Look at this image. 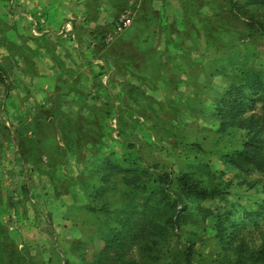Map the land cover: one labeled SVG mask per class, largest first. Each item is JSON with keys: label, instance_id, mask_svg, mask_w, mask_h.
<instances>
[{"label": "rangeland", "instance_id": "1", "mask_svg": "<svg viewBox=\"0 0 264 264\" xmlns=\"http://www.w3.org/2000/svg\"><path fill=\"white\" fill-rule=\"evenodd\" d=\"M43 2L60 5L0 0V264H90L124 210L151 189L173 196L182 172L224 190L187 199L196 212L238 218L264 198L258 172L224 157L252 132L222 126L213 108L242 88L255 100L245 115L261 121L258 93L244 86L256 73L264 82V0H84L87 11L68 2L66 26L62 10L49 26L52 72L28 79L14 69L24 72L32 36H42ZM60 51L66 59L54 58ZM197 214L181 235L205 262L233 260L237 241ZM247 238L256 243V231Z\"/></svg>", "mask_w": 264, "mask_h": 264}, {"label": "trees", "instance_id": "2", "mask_svg": "<svg viewBox=\"0 0 264 264\" xmlns=\"http://www.w3.org/2000/svg\"><path fill=\"white\" fill-rule=\"evenodd\" d=\"M3 81L0 67V82ZM244 87L249 92L258 93L264 109V82L259 74H254ZM221 95L214 99L213 108L222 118V126L245 128L248 135L252 132L242 149L225 154V160L243 169L251 166L257 171L264 196V112L261 121L253 113L245 115L255 100L242 88H230ZM163 181L170 183L171 177L167 175ZM175 182L177 189L173 196L162 186L158 190L151 189L143 197L139 209L133 205L126 208L118 219V227L102 233V246L90 264H146L168 257L166 264H223L215 263L214 259L205 262L202 254L196 252L194 241L181 235L187 224L196 223L198 212L215 219L214 227L219 239L227 237L229 241H237L233 246V260L224 264H264V198L256 202L254 208L243 211L238 218L227 209L221 212L214 208L198 207L196 212L188 205L187 199H212L224 190L216 184H202L189 172L177 174ZM225 228H230L227 234L222 232ZM252 231H256L257 242L251 239V244H248L247 236ZM132 244L138 245L140 261L127 256ZM82 260L85 261L84 257Z\"/></svg>", "mask_w": 264, "mask_h": 264}, {"label": "crops", "instance_id": "3", "mask_svg": "<svg viewBox=\"0 0 264 264\" xmlns=\"http://www.w3.org/2000/svg\"><path fill=\"white\" fill-rule=\"evenodd\" d=\"M72 1H73V6L75 8L74 9L75 11H76V9H82V8L85 11L88 10L84 6V3H83L84 0H60V3H59L60 5L57 7V9L54 8L53 10H51L52 7L49 9L50 2L49 3L43 2V4H42L43 6H40V7H41L42 11H45L47 17H44V20H42L44 22L42 25V30L41 31L35 30L38 32V34H42V36L39 37L38 39H36L34 36H32L33 45H32V48L29 49L27 52L28 53L26 56L27 61H26V67L24 68V72H22V69L21 70L14 69V73L16 72V74H19L20 76H22L24 74H25V76H28V74H30V75H32V77L34 74L36 75V73H38V75H40V76L42 75L43 77L50 74L51 69L49 68V66H50L49 63H50V60L52 59L51 52H49L50 46L45 47L46 46L45 44H47V43L50 44V41L48 40V37H47L49 34L48 33L49 30H51L49 28V26L51 25L52 21L54 20V18H52V17H54V16L56 17L55 12L57 10H59V11L62 10V18H61L60 22L62 21L63 25L66 26L65 24H66L67 20H65V19H68V18H65V17L67 16L69 11H72V10H70L72 7L70 8V5H67L66 3L72 2ZM60 31H62V29ZM33 33L35 35L36 32H33ZM40 43H42L41 47H40ZM35 52L40 53L41 56L35 57ZM60 52H62V53L59 55L55 54L54 58L66 59L67 56L63 53V51H60ZM77 69H78L77 71H81L82 68L77 67ZM51 72H52V70H51ZM30 75L28 76V79L31 78ZM32 84H33V82H32ZM24 85H26L27 87H30L29 84H24Z\"/></svg>", "mask_w": 264, "mask_h": 264}, {"label": "built area", "instance_id": "4", "mask_svg": "<svg viewBox=\"0 0 264 264\" xmlns=\"http://www.w3.org/2000/svg\"><path fill=\"white\" fill-rule=\"evenodd\" d=\"M129 22H130L129 17L123 15L120 20V24L118 25V28L121 29V27L128 25Z\"/></svg>", "mask_w": 264, "mask_h": 264}]
</instances>
